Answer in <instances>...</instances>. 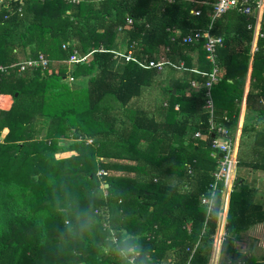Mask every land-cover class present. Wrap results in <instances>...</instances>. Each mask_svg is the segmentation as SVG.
Here are the masks:
<instances>
[{"label": "trees", "instance_id": "obj_1", "mask_svg": "<svg viewBox=\"0 0 264 264\" xmlns=\"http://www.w3.org/2000/svg\"><path fill=\"white\" fill-rule=\"evenodd\" d=\"M76 1L0 3V66L39 54L50 60L46 68L0 74V264H128L133 256L135 264H212L224 207L222 184L210 189L217 159L202 74L212 65L204 39L182 45L179 38L200 30L222 39L213 120L233 135L250 75L246 105L259 119L242 130L237 165L264 171V16L251 56L254 18L238 7L212 20L215 0ZM100 47L164 56L183 70L115 68L113 55L98 51L68 67L73 50ZM156 81L164 83L160 98ZM237 182L221 254L226 264H250L231 233L264 215L256 218L260 207L246 188L235 192ZM204 198L212 200L209 211Z\"/></svg>", "mask_w": 264, "mask_h": 264}, {"label": "built area", "instance_id": "obj_2", "mask_svg": "<svg viewBox=\"0 0 264 264\" xmlns=\"http://www.w3.org/2000/svg\"><path fill=\"white\" fill-rule=\"evenodd\" d=\"M68 2H77L76 0H67ZM167 4H173L180 0H162ZM184 1V0H181ZM191 2L192 0H186ZM4 0H0V3ZM212 20L216 17H219L225 14L227 11L238 7V12L245 15L251 16L254 18L253 24L249 25L248 28L252 29V42L250 48V55L252 56L257 50V41L259 38L263 37L261 32L264 16V0H215L213 5ZM193 15H199L198 11H191ZM132 22L130 19L126 20V26L131 25ZM176 39V38H175ZM174 38L172 40H175ZM204 39V51L206 54V60L212 65V70L209 74H202L206 76L207 80L204 84L205 89L207 90L205 98V110L209 114V128L208 133L211 134V156L217 159V168L213 173V182L210 185L211 192H214L216 187L219 184L223 186L224 192V205L227 203V200L234 189L235 177L234 171L237 166V147L235 142V133L234 135L229 132V130L222 123H216L213 120L214 106L211 97L210 90L212 86L217 83L220 77V68L217 65V54L216 50L218 47L222 46V39L218 37L211 36L208 32H202L196 30L191 32L188 35L182 36L179 38L180 44H193L198 43ZM70 43L63 45V49H66V46H69ZM108 52L113 55V62L115 68H118L120 65H125L127 63H134L138 67L146 70H155L156 72H162L166 67H172L175 69H182V64L176 66L167 60L164 56L157 58L156 60L149 59L148 56H136L132 50H104L103 47H100L98 50H92L85 54H79L76 50L70 54L66 63L68 67L71 68L77 64L88 63L93 56L94 52ZM50 63L43 54H39L36 59H28L25 61L18 62L8 68L0 66V74L6 72L10 68L16 67L18 72H24L27 69H35L38 67L46 68ZM67 80L69 82H74L72 76H68ZM192 86H195V83H191ZM244 98L240 102L241 109L244 107ZM240 109L239 118L242 114ZM239 121V120H238ZM194 139H201L202 135L200 132H195L193 134ZM221 155V157H220ZM99 178L106 175L104 171H98L96 174ZM202 203L207 205L208 211L211 209L212 200L211 199H202ZM222 236V239L224 238ZM218 237V236H217ZM116 239H113L115 242ZM123 252V251H122ZM121 252V253H122ZM123 256V255H122ZM124 257V256H123ZM129 259H134L130 257Z\"/></svg>", "mask_w": 264, "mask_h": 264}, {"label": "crops", "instance_id": "obj_3", "mask_svg": "<svg viewBox=\"0 0 264 264\" xmlns=\"http://www.w3.org/2000/svg\"><path fill=\"white\" fill-rule=\"evenodd\" d=\"M175 69V68H174ZM178 70V69H177ZM182 71V69H179ZM184 72V71H183ZM249 77L248 74L246 85H245V93L243 95L244 107L241 109V116L238 121L237 129L235 131V142L237 147V152L243 146L242 130L245 126H255L257 124V113L251 109L250 106L246 105V95L249 89ZM164 86L163 82L156 81L154 83V88L157 91H154L155 97L160 98V92L162 87ZM175 91V90H174ZM175 93V92H174ZM147 101V98L145 97ZM1 101V98H0ZM162 101V100H161ZM156 118L158 117V113L155 114ZM44 131L41 126L37 127L38 136H43ZM250 136L249 141L247 142L248 151H252L255 146L254 137L251 138L252 133L249 132ZM256 150V149H255ZM259 150V149H257ZM258 156V154H256ZM258 164L264 165V163L259 162ZM235 181L242 182V185L239 187H244L249 190V195L254 205L260 207V214L256 218L263 217L264 215V171L258 169H252L246 167L244 165H237L234 171ZM237 182V186H238ZM227 212H228V204L226 203L223 207V219L220 225L219 235L215 238V250L213 254L212 264H226L225 257L221 254V244H222V236L225 234L226 223H227ZM234 238V246L236 251L242 255L246 256L249 259L250 264H264V221H257L246 229L231 233Z\"/></svg>", "mask_w": 264, "mask_h": 264}, {"label": "clouds", "instance_id": "obj_4", "mask_svg": "<svg viewBox=\"0 0 264 264\" xmlns=\"http://www.w3.org/2000/svg\"><path fill=\"white\" fill-rule=\"evenodd\" d=\"M133 250L129 249V252H131ZM121 255L127 257L128 256V253L127 252H122ZM128 264H135V260L134 259H129L128 260Z\"/></svg>", "mask_w": 264, "mask_h": 264}, {"label": "rangeland", "instance_id": "obj_5", "mask_svg": "<svg viewBox=\"0 0 264 264\" xmlns=\"http://www.w3.org/2000/svg\"><path fill=\"white\" fill-rule=\"evenodd\" d=\"M72 84H73V86H76V85H74L75 83H72ZM68 155H69L68 153L58 152L59 157H67Z\"/></svg>", "mask_w": 264, "mask_h": 264}, {"label": "water", "instance_id": "obj_6", "mask_svg": "<svg viewBox=\"0 0 264 264\" xmlns=\"http://www.w3.org/2000/svg\"><path fill=\"white\" fill-rule=\"evenodd\" d=\"M175 92V91H174ZM189 130V129H188ZM220 157H221V155H220ZM242 185V182H238V186L236 187V189H235V192H239L240 191V189H239V187Z\"/></svg>", "mask_w": 264, "mask_h": 264}]
</instances>
